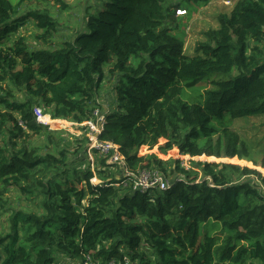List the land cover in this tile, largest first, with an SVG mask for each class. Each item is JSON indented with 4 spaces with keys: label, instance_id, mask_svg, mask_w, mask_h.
<instances>
[{
    "label": "trees",
    "instance_id": "trees-1",
    "mask_svg": "<svg viewBox=\"0 0 264 264\" xmlns=\"http://www.w3.org/2000/svg\"><path fill=\"white\" fill-rule=\"evenodd\" d=\"M173 1L100 0L73 37L33 49L18 28L32 20L41 31L36 40L48 45L57 22L38 9L20 15L23 0H0V187L17 188L37 210L10 214L0 264H56L58 256L86 254L101 264H264V145L256 160L229 128L264 118V0H234L193 55L183 51L175 10L199 0ZM106 67L114 77L109 110L97 103ZM183 93L196 101L184 102ZM35 107L74 123L104 112L99 139L119 146L129 173L157 171L168 188L143 191L129 176L117 180L119 166L97 151L91 167L87 136L73 140L71 156L32 146L31 138L59 132L36 122ZM144 146L255 168L202 163L196 171L176 161L171 169L145 157ZM2 194L0 217L11 209Z\"/></svg>",
    "mask_w": 264,
    "mask_h": 264
},
{
    "label": "rangeland",
    "instance_id": "rangeland-1",
    "mask_svg": "<svg viewBox=\"0 0 264 264\" xmlns=\"http://www.w3.org/2000/svg\"><path fill=\"white\" fill-rule=\"evenodd\" d=\"M13 3V0H10ZM18 0H15V2ZM174 0L173 2H175ZM230 1V4L225 3ZM234 0H208L204 3V0H199L197 2H190L185 4V9L188 11L187 16L180 17L177 19L175 26L177 33H183V51L186 55H193L195 53L196 45L204 41L203 32L216 29L218 27V16L221 14H227L231 10ZM64 7V8H63ZM100 7V0H23L19 7V14L22 15L24 12L29 10L38 9L45 12H48L58 24V31L54 33L53 38L49 39V44L46 46L41 41L36 40V36L41 34V31L35 28L34 22L32 20L26 21L23 23L17 30L18 35L25 38L28 45L33 49L48 48L54 49L61 44V41L68 40L70 37L80 31L84 25V18L87 14L95 12ZM18 14V15H19ZM177 16V15H176ZM17 17V16H16ZM14 17V18H16ZM12 39L16 38V35L11 37ZM9 45V42H6ZM50 47V48H49ZM109 67L104 68L105 77L101 85L97 97V103L99 108H104L109 110L115 108V95L113 93V84L114 77L108 73ZM212 76V75H211ZM4 88V85H2ZM205 89L208 88L204 86ZM2 94V93H0ZM16 96L20 97L19 94ZM182 100L187 103H193L196 101L194 98L189 97L185 93L181 96ZM110 105V108H109ZM109 108V109H108ZM98 111V110H97ZM111 111V110H110ZM107 112V111H105ZM104 113V112H103ZM50 131L56 132L51 137L50 134H45L44 137H39V139L31 138L30 141H33L32 146L39 147L46 153H51L56 155L61 150H65L69 156L73 154V145L72 142L74 139H85L88 137V132L86 127L81 130L82 132L76 131L75 128L70 126L62 127L51 126ZM47 128V127H45ZM229 128L235 131L240 138L248 144L249 149L252 151V154H258L256 160H260V151L264 145V118L263 117H250L244 119H238L232 121ZM62 129V130H61ZM68 143V147H64ZM165 143V139L159 141V146ZM0 141V145H2ZM34 146V147H35ZM88 149V147H87ZM143 155L147 158H154L161 160L166 163L165 167L175 168V162L183 168H193L198 170L199 164L202 163H228L239 165L241 167H247L254 169L255 167L251 162H240L236 158L232 159L233 161H228L225 158L215 159L214 157H187L180 155L176 148L168 152H163L158 146H155L153 149H148L144 146L142 149ZM89 153V151H88ZM86 152L84 154L85 161L93 167V162L96 159V156L93 153H89L92 156L93 162L89 158V155ZM99 154H97V157ZM249 165V166H247ZM261 169V168H260ZM264 170V169H263ZM260 171V170H258ZM261 172V171H260ZM264 175V173H261ZM170 178L174 174H168ZM117 180H121V174L116 176ZM93 184L97 183L96 179L92 180ZM0 192H3L2 198L9 204L10 208L6 213L0 217V233L5 231L10 225L8 218L13 211H25V212H36V207L32 205V201L29 200V196H25L20 193L17 188L7 186L6 189L0 187ZM40 199L38 198L37 201ZM4 211H2L3 213ZM219 224V223H218ZM218 231V230H217ZM214 236H220V231L214 233ZM56 264H74V260L68 259L66 256H58Z\"/></svg>",
    "mask_w": 264,
    "mask_h": 264
},
{
    "label": "built area",
    "instance_id": "built-area-1",
    "mask_svg": "<svg viewBox=\"0 0 264 264\" xmlns=\"http://www.w3.org/2000/svg\"><path fill=\"white\" fill-rule=\"evenodd\" d=\"M225 3L230 4V1ZM186 14L187 12L184 9L179 8L175 10V16L177 15V17H181ZM93 114L95 118L92 120L84 121L82 123H74V122H68L66 120H53L51 119L50 115L43 113L41 108L35 107L33 109V115L35 117L36 122L42 127H47L48 130L52 128L51 123H54L53 126H57V125L59 126L62 125V127L70 126L72 128H75L76 131H78L77 128L79 127H83V126L86 127L88 132L87 138L89 141V143L86 146V148L88 147V149H86L87 153L88 151L89 153H92L93 151H97L99 153V156L106 159L108 164L118 165L121 171V179L124 178V175L131 177L134 180V187H139L143 191H146L150 188H158V190H166L170 182L161 173L157 171H152V172L141 171L139 174L134 175L132 173H129L125 169L124 157L119 151V146L111 142L101 141L99 139V136L102 133L104 126V113L95 110ZM89 153H88L89 158L91 159V162H93L92 156ZM92 180H95V178ZM92 180L91 183L93 184ZM74 264H101V263L99 260L95 259L92 255L86 254L83 255L80 260L75 261ZM107 264H120V262L109 261ZM123 264H132V263H130L128 260H125Z\"/></svg>",
    "mask_w": 264,
    "mask_h": 264
}]
</instances>
